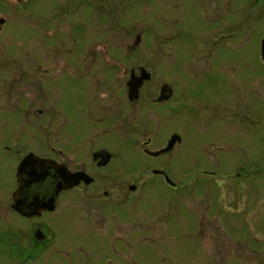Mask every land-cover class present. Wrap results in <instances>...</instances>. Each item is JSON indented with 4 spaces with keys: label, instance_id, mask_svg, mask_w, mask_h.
Returning <instances> with one entry per match:
<instances>
[{
    "label": "flooded vegetation",
    "instance_id": "flooded-vegetation-1",
    "mask_svg": "<svg viewBox=\"0 0 264 264\" xmlns=\"http://www.w3.org/2000/svg\"><path fill=\"white\" fill-rule=\"evenodd\" d=\"M72 1L70 10H81L76 17L83 23L74 27L80 43L67 47L61 19L48 18L41 58L28 50L24 60L0 61V264H264V151L253 171L239 164L244 150L241 158L238 150L235 158L218 156L224 147L261 143L264 149V85L257 90L261 77L253 76L259 61L264 74V36L259 50L240 44L235 17L240 4L264 9V0H169V13L171 8L183 18L182 41L168 49L151 46L154 56L168 58L170 72L163 73L158 59L129 68L117 50L111 54V45L92 42L95 19H122L126 0ZM56 13H68L62 0ZM125 36L118 45L127 62L142 45L140 37L129 44ZM105 65L121 73L113 78L120 94L96 99L89 121L80 112L73 119L87 131L94 122L101 131L123 126L124 155L137 169L136 160H144L137 180L116 185L118 195L103 184L115 151L79 146L81 134L63 144L64 82L86 90L82 80L88 79L99 92L96 74ZM201 102L212 106L210 116L197 109ZM72 108L77 110L74 103ZM193 110L201 124H210L209 133L206 125L198 130L189 123ZM227 129L234 130L221 137ZM130 135L141 139L127 140ZM205 153L216 154L221 165L191 172L193 164L207 161ZM47 173L51 178L40 182ZM151 189L166 190L160 197L173 204L158 207ZM128 200L135 204L122 207Z\"/></svg>",
    "mask_w": 264,
    "mask_h": 264
},
{
    "label": "rangeland",
    "instance_id": "rangeland-1",
    "mask_svg": "<svg viewBox=\"0 0 264 264\" xmlns=\"http://www.w3.org/2000/svg\"><path fill=\"white\" fill-rule=\"evenodd\" d=\"M62 1L68 13H64L65 15L63 14L62 16H60L56 13L59 5V0H0V19L5 20V23L2 26V31L0 32V61L8 62V60L14 58L24 60L26 59V51L28 50L34 51V54H38L39 52V58H41V52L43 50V45L45 42L46 31L44 22L48 18L50 20H55V18L61 19V24L63 26L60 27V30H63V41L65 42V44H67V47H70L72 44L75 43H80L78 40L79 38L76 37V34L74 32V27H76V25L79 26L83 23L82 21L79 22L76 17V14L79 13L81 10H70L72 8L71 4H74L72 0ZM99 1L100 0L95 1L97 5L99 4ZM243 2L244 1H241V3ZM247 2L244 4H240V10L235 14L236 21L239 27V34L241 35L239 43L250 44L253 47L255 46V50H259V45L262 42V37L264 36V9L261 4H251L250 2ZM169 3V0H126V4L124 5L125 15L122 19H114L110 21L106 19H100L98 17L95 19V26L91 30V34L94 36L92 42L94 41V43L97 44L106 43L111 45V54H116L115 51L117 50V54H119L120 61H123L124 64L129 68L131 65H133L134 63H136V61L140 59L147 60V62L151 60L156 61L158 59L159 62H156L157 70H159L161 73L166 71L170 72V68L167 67V62H169L167 56L165 57L164 55L158 53L157 57L154 56V53L152 51H150L152 48L151 46L155 44H160L162 45L161 48L168 49L169 45L180 43L182 41V36L179 34L178 29L183 26V18H181L178 13H175L171 8L169 13ZM81 6L88 9L87 11H84L85 13L89 11L88 5L81 4ZM235 11L233 13H235ZM225 17L227 18V16ZM121 25L123 27V30L125 31V34L122 31L120 32V29L122 28ZM115 28L116 30H114ZM113 31H117V37L114 36L115 34ZM49 32L54 33L55 30H49ZM87 32L88 31H84V33ZM120 35H126L125 41L129 44L136 43L138 37H140L139 43H141L142 45L139 48L140 51L138 52V54L134 52L135 54L133 53L132 56H128L127 62H125L126 54L124 53V51L120 50V47L118 45L119 43L123 42V40L121 41L120 39ZM74 38H77L76 41H74ZM84 40L85 42H88V37L84 38ZM32 55L33 54L31 53L30 56ZM246 56L248 55L245 51L244 57L246 58ZM71 57L72 54L69 55L68 59H70ZM150 65L153 64L151 63ZM117 66L119 69L123 68L119 64H117ZM116 70L117 68H113L112 66L107 67L105 65L101 75L96 74L98 77L96 79V85L98 83V80H101V88L99 92H95L96 89H93L94 85L91 84V81H89L90 84H88V79H83L82 83H84L88 89L85 90L80 86L78 89L75 87L74 83L65 81L62 93V97L65 103V105L62 104L64 113L62 130L63 144H66V142L69 141V144L71 145V143L74 142L73 139H75L74 135L78 137V135L81 134V140L84 144H80L79 146H84L88 148L93 146H106L118 154L117 158L104 172L109 173L112 176H107L108 179L103 184L107 185L106 188L109 189L110 192L113 193V195H118L121 190V188L120 190L115 189L119 188L116 185L119 184V186L123 187L124 184L127 185L128 183L137 180L134 178L138 176V173L140 171H143V168L141 167L144 164V160H136L134 164L139 163L140 165V167H138L137 169V167L133 166V164H131L130 161L124 155V146L126 141L124 142L121 137L122 133H124L121 132L124 130L123 126L121 128L118 127L112 128L107 131H101L98 129L99 127H101V125L97 124L96 126L95 122L92 124V121H90L92 125L87 131L84 127L78 126L77 122L73 118H75L76 112H80L85 116L84 118L89 121V119L87 118V114H91L92 108L96 103V99H99L103 95H108L109 97L105 99L112 100L115 99L116 96L114 94L116 92L117 94H120V92L116 90L115 83H113L114 76L116 77L121 75V73L116 72ZM121 72L123 71L121 70ZM253 76L255 77V79L261 77L258 82L256 81V85L258 87L257 90L262 91V86L264 85V74L262 69V63L260 61L254 66ZM73 103L77 108L76 111L75 108H72ZM87 104H89V107L87 106ZM201 104L202 106L197 104V109L201 112V114L207 112L208 116H210L213 113V111L211 110L212 106L208 103L204 105L201 102ZM261 112L262 108L261 110H259V114L261 115V117H263V112ZM196 116L197 114L194 110L192 111V113L188 112V121L189 123L191 122L195 127H197L198 130H200V126L206 125V123L202 122V125L199 122V118H195ZM208 122L210 123V120H208ZM70 124L72 127L70 126ZM262 124L259 126L260 128L262 127ZM233 130L234 129H227V131L221 133V137L230 136ZM124 131L126 132V130ZM210 131L211 126L210 124H207L204 133H209ZM256 131H261L260 133L262 134L263 128L259 129L257 127ZM235 132L238 133L239 131ZM159 134L160 133H158L157 135ZM193 134L194 132H192L191 137L189 138H192ZM216 136L217 142V133ZM244 136H246L245 132L241 131L240 138L243 139ZM130 139L139 140L141 139V135H130L128 136L127 140ZM93 140H95V142ZM241 142L244 143V141ZM207 144L209 143L205 142L204 146H206ZM209 148L211 147L208 145L206 150H208ZM83 149L86 150V148ZM212 150L214 149L212 148ZM223 150L224 152L219 153L218 156H220L224 160H226L227 157L232 156H234L235 158L237 156L236 150H238L239 156L241 158V155L244 150L245 159L239 161V164L244 163L245 165H247L250 171H253L258 168L260 164L259 159L261 153L264 151L261 143L255 144V148L247 147L243 149V147H238L237 149H229L227 147H224ZM135 153H138L139 155L140 152L137 151ZM189 155H191V152H189ZM205 155L207 161L203 164H193L195 167L191 169V172H195L200 168L207 170H217L216 167L221 165V159L219 157L217 159L216 154L212 155L210 153H205ZM250 157H252L253 159H250ZM123 159L129 163H124ZM154 164L160 166L162 165V163ZM114 178H118L119 181L113 180ZM113 188L115 191L112 190ZM147 193L148 195H157L158 200L156 202H158V207H169V205L173 204L174 200L168 199L167 197H160L166 193V190L160 189L157 193L151 189ZM2 199L3 201H6L8 198L5 197ZM134 204L135 201H131L128 204L123 205L122 207H130ZM148 205L149 204L146 203V206ZM200 263L194 259H191L186 263L179 260V264Z\"/></svg>",
    "mask_w": 264,
    "mask_h": 264
},
{
    "label": "bare ground",
    "instance_id": "bare-ground-1",
    "mask_svg": "<svg viewBox=\"0 0 264 264\" xmlns=\"http://www.w3.org/2000/svg\"><path fill=\"white\" fill-rule=\"evenodd\" d=\"M73 177V176H71ZM51 178V174H43L41 177H39V181L40 182H44V181H48L49 179ZM67 179V178H66ZM68 180V179H67ZM70 181V180H69ZM71 181H72V178H71ZM41 190H46L44 187H42ZM38 197H40V195H38Z\"/></svg>",
    "mask_w": 264,
    "mask_h": 264
},
{
    "label": "water",
    "instance_id": "water-1",
    "mask_svg": "<svg viewBox=\"0 0 264 264\" xmlns=\"http://www.w3.org/2000/svg\"><path fill=\"white\" fill-rule=\"evenodd\" d=\"M0 24H1V25L4 24V20H3V19L0 20ZM74 177H75V175H74ZM75 180H76V179H75ZM20 197H21V196H20ZM20 204H22L21 207H24V206H25V203H24V202H20Z\"/></svg>",
    "mask_w": 264,
    "mask_h": 264
}]
</instances>
